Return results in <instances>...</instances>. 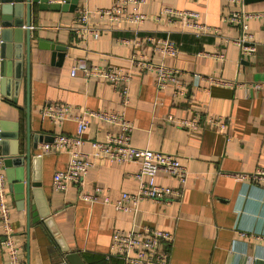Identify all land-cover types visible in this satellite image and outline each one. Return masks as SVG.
Returning a JSON list of instances; mask_svg holds the SVG:
<instances>
[{
	"label": "crops",
	"instance_id": "0c3cea01",
	"mask_svg": "<svg viewBox=\"0 0 264 264\" xmlns=\"http://www.w3.org/2000/svg\"><path fill=\"white\" fill-rule=\"evenodd\" d=\"M117 1L79 0L76 8L68 4L44 11L33 4L29 88L25 69L16 103L0 90V124H6L9 135L20 133L23 149L30 130L32 147H37L33 157L41 155V189L52 219L48 227L29 223L9 188L14 230L24 247L23 264H68L66 256L73 253L86 264H125L119 258H105L114 231L128 233L145 227L174 234L169 247L171 264H264V180L255 177L264 171V20L248 24L257 44L252 57L241 55L235 42L241 33L226 21L239 8L228 0L130 4L129 11L138 8L147 15L144 25L110 24L93 17L90 22L100 30V38L82 42L76 33L80 11L110 8ZM52 4L65 3L50 0ZM164 8L198 13L207 30L195 32L179 22L157 20ZM245 9L264 12V0L245 4ZM1 19L0 11V29ZM23 39L25 45V33ZM164 39L176 46L178 57L163 56L156 50L157 41ZM63 53L60 62L58 56ZM134 55L181 71L179 82L186 96H176L173 85L159 90L153 73H142L132 65ZM81 60L129 73L130 105L124 109L118 93L107 82L86 79L81 73L73 77L72 67ZM209 78L231 85L215 84ZM52 103L70 104L77 114L85 109L124 110L134 125V147L176 155L187 167L189 176L182 197L170 204L144 201L136 213L119 210L115 203L123 193L137 192L132 175L140 165L108 159L95 161L82 188L72 186L66 193L56 192L54 175L67 169L69 156L42 155L40 147L59 134L75 135L77 124L73 120L54 124L42 119V108ZM218 118L229 121L226 135L208 122ZM169 119L195 121L199 129L178 127ZM109 132L117 129L90 120L83 150L89 152V142L103 141ZM8 148L11 150L12 145ZM156 183L179 189L176 179L164 173L157 176ZM97 189L107 191L110 204L103 203L102 194L95 202L81 199L82 194L95 196ZM1 234L0 225V241ZM0 264H8L1 243Z\"/></svg>",
	"mask_w": 264,
	"mask_h": 264
},
{
	"label": "built area",
	"instance_id": "2783aa9c",
	"mask_svg": "<svg viewBox=\"0 0 264 264\" xmlns=\"http://www.w3.org/2000/svg\"><path fill=\"white\" fill-rule=\"evenodd\" d=\"M228 1L239 8L232 12L226 21L237 27L241 33L239 39L235 41L240 47L241 55L252 57L257 53V44L254 41V36L248 32V24L252 20L263 21L264 12L246 11L245 0ZM144 3L146 0H119L110 8L93 11L83 8L77 18L79 28L76 29V33L82 42H86L90 38L98 40L100 30L92 26L90 21L93 17L110 24H127L140 27L148 20L147 15L138 8L129 11L128 7L130 4L139 6ZM156 18L157 20H167L170 23L179 22L183 28L195 32L207 30V26L200 22L199 14L193 11L164 8ZM148 40L153 41L151 38ZM124 42L129 44L128 41ZM157 43L156 50L163 56L178 57L179 50L168 39L158 40ZM131 62L140 72L153 73L159 90H164L169 85H173L176 88V96H186V89L179 82L181 71L178 69L168 67L163 63L155 64L143 55H134ZM79 73L86 79L94 78L109 83L121 98L123 108L125 109L130 105L131 75L129 73L113 67L93 66L83 60L74 65L71 70L73 77ZM208 80L222 86L231 85L230 82L223 79L209 78ZM41 116L42 119H47L54 124H63L68 120H73L77 124L75 135L59 134L51 142L43 143L40 147L42 155L66 153L69 156L67 169L54 175L53 188L56 192L66 193L72 186L82 188L86 176L95 166V161L108 159L118 164L135 162L140 165V169L132 175L138 184L137 192L123 193L121 200L115 203L119 210L136 213L144 201L170 204L173 199L182 197L189 176L187 167L181 164L176 155L134 147L132 144L134 125L127 119L124 110L108 112L85 109L77 114L74 106L70 104L52 103L42 108ZM90 120L108 124L117 129V132H109L103 141H90L91 150L85 152L83 147L87 141L84 134L88 129ZM169 121L174 122L178 127H186L192 131L199 129V124L195 121H173V119H169ZM208 122L221 134H227L228 119H209ZM5 170L4 161L0 156V225L2 227L0 243L8 264H23L22 252L24 247L13 226L11 194ZM161 173L176 179L179 183V189L175 190L171 187L158 185L156 179ZM255 177L264 180V171L258 172ZM106 192V190L97 189L95 196L82 194L81 199L87 202H95L102 194L103 203L110 204ZM174 239L175 236L172 233L148 227L128 233L114 231L110 250L105 258H119L125 264H171L169 247Z\"/></svg>",
	"mask_w": 264,
	"mask_h": 264
},
{
	"label": "water",
	"instance_id": "95a60500",
	"mask_svg": "<svg viewBox=\"0 0 264 264\" xmlns=\"http://www.w3.org/2000/svg\"><path fill=\"white\" fill-rule=\"evenodd\" d=\"M255 1L245 0V4ZM78 2L79 0H64L63 6L49 5L50 0H0V11L2 12L0 90L3 96L14 103L17 102L25 69L29 88L32 5L38 4V9L44 11L48 8H66L68 4L76 8ZM24 33L26 34L25 45ZM57 51L63 50L57 47ZM58 57L61 62L65 54H59ZM5 125L4 123L0 124V156L5 164L10 191L13 193V198L18 202V210L26 213L29 223L44 224L48 227L52 219L49 217L50 214L44 204L41 189L38 168V161L41 157H39L40 155L33 157V150H36L37 147L35 144L32 147L30 130L27 132L25 148L23 149L20 146V133L16 131L9 135ZM10 144L12 145L11 150L8 148ZM63 250L68 251V249ZM66 260L68 264H86L75 253L67 254Z\"/></svg>",
	"mask_w": 264,
	"mask_h": 264
}]
</instances>
